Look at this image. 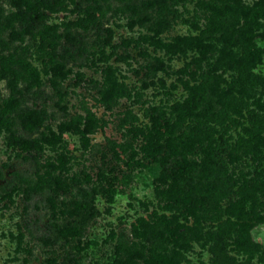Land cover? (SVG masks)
Here are the masks:
<instances>
[{
  "label": "rangeland",
  "instance_id": "obj_1",
  "mask_svg": "<svg viewBox=\"0 0 264 264\" xmlns=\"http://www.w3.org/2000/svg\"><path fill=\"white\" fill-rule=\"evenodd\" d=\"M12 1L0 0V264H263L264 147L251 140L264 118V3ZM39 1L31 24L16 19ZM220 34L237 56L262 50L260 64L216 63ZM195 39L213 46L205 60ZM29 110L41 124L23 130ZM86 119L85 136L57 138L59 123ZM248 196L253 215L250 200L239 207Z\"/></svg>",
  "mask_w": 264,
  "mask_h": 264
},
{
  "label": "trees",
  "instance_id": "obj_2",
  "mask_svg": "<svg viewBox=\"0 0 264 264\" xmlns=\"http://www.w3.org/2000/svg\"><path fill=\"white\" fill-rule=\"evenodd\" d=\"M40 2L43 4V5H46V3L43 1H39V3L35 2L34 5L32 6H29V10H30V13H27L25 10L24 11H20V12H17L16 15H14L16 17V19L22 21L23 23L26 22L27 24H31L37 17H38V5H40ZM257 3L259 4H263L264 3V0H260L258 1ZM12 5L15 6L16 8H21L22 5H25V2L22 1V0H13L12 1ZM32 11V12H31ZM242 15V18L244 19V21L248 24H252L251 21L248 20V17H249V11H242L241 13ZM132 24L129 25V27H131ZM25 33L28 34L30 33V30L28 29V27H25L24 29ZM158 30L155 31L156 34H158ZM253 37V36H252ZM254 37H257V38H264V31L263 33H260V34H256ZM219 38H224V36L222 34H220V36L215 40L216 42H219L220 39ZM250 38H248L247 40H249ZM176 41L179 42V40L176 39ZM105 44H107L109 42V37H107L105 39ZM222 42V46L221 48L218 50V56L216 58V63H221L222 65L225 64L226 67H228L229 69H231L233 66L234 67H237V66H242L244 68H253L256 64H260V61H261V54H262V50H259V49H255L254 47L253 48H250V49H245L243 50V53L239 54V56L233 54L232 52H230L229 50L226 49V42L224 41H220ZM188 44L189 47H193V49L197 50L198 52V57L200 60H205L207 57H206V53H209L211 51V49L213 48L212 44L208 43V44H204L202 42H197V39H195L194 42H191V43H186ZM236 44V43H234ZM175 45V44H173ZM172 47H175V46H172ZM234 47H239V43L238 45L236 44V46ZM165 48H168L167 46H165ZM240 48V47H239ZM179 51L181 50L180 48H177ZM163 68V64L162 62L160 61L158 63V66L156 67L157 70H161ZM54 70L58 71V73H60V67L58 66H55L54 67ZM108 71V69H107ZM11 90L13 89V86L11 85ZM195 98L192 97L191 100L193 101ZM8 105L10 108L14 107L15 106V100H10L8 102ZM191 107L190 105H187L186 102H183L181 105H180V108L188 115H192L191 113ZM175 109H177V107H174ZM258 108L262 111V113H264V99L258 103ZM26 116L25 118H21L19 120V123H20V126H21V129L23 130H30V129H33V128H36L38 126H40L41 124V117H40V112L38 111H35V110H29L26 112ZM23 116V115H22ZM3 122L0 120V132L1 130L3 129ZM91 128H92V121L89 120V119H86L84 120L83 124H82V128H79L78 124H72V123H65V122H61L57 125L56 129H57V132H58V135H57V138H59L63 133L65 132H72V133H81L82 136H85L87 133H89L91 131ZM165 128L167 129V131L169 130V126L168 124L165 125ZM165 129V130H166ZM261 129H262V134L258 133L257 136L255 137H252V147H255V150L257 151L258 150V147H264V118H263V121L261 122ZM158 134V131L156 132ZM49 136L50 137H42V141L44 143H47V144H52L54 141L52 138H54V133L51 132L49 130ZM7 145H10V146H22L23 149L25 150H30V149H35V144L33 142H31L30 140H26V139H21V138H14V135H10V139L7 141ZM190 146V144H189ZM190 149V147H189ZM186 150H188L186 148ZM65 162V158L64 156H60L58 158V163L59 164H64ZM187 162L185 160H183V163L182 164H186ZM51 169H55V166L51 165L50 166ZM173 181L175 182L176 179L173 177L172 178ZM56 184V183H55ZM250 188L253 190L254 187L250 186ZM255 190V189H254ZM108 203H111L112 201V198L111 197H108ZM252 203L251 204V210H250V215L252 214L253 215V206L255 203V200H254V196L250 197H246V199H243L241 202H240V210L244 208V205H245V202L246 201H249ZM254 220L253 222L254 223H258V222H264V217L262 216H259L257 214L254 213ZM252 221L251 219L250 220H246L244 222L241 223L240 227L241 229H247V228H250L251 227V223L250 222ZM244 231V230H243ZM70 233V232H69ZM71 234V233H70ZM243 244H247L245 241L242 242ZM253 246L254 249H258L259 247L255 244H251ZM240 246H243V245H240ZM138 256V254H135ZM259 262H262L264 264V250L261 252L260 254V258H259ZM224 262L219 259V258H216L215 259V264H223ZM231 264V263H229Z\"/></svg>",
  "mask_w": 264,
  "mask_h": 264
}]
</instances>
